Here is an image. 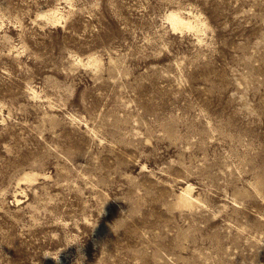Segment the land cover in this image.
<instances>
[{
  "label": "rangeland",
  "instance_id": "rangeland-1",
  "mask_svg": "<svg viewBox=\"0 0 264 264\" xmlns=\"http://www.w3.org/2000/svg\"><path fill=\"white\" fill-rule=\"evenodd\" d=\"M0 264H264V0H0Z\"/></svg>",
  "mask_w": 264,
  "mask_h": 264
},
{
  "label": "bare ground",
  "instance_id": "bare-ground-1",
  "mask_svg": "<svg viewBox=\"0 0 264 264\" xmlns=\"http://www.w3.org/2000/svg\"><path fill=\"white\" fill-rule=\"evenodd\" d=\"M59 14L56 11H53L52 13L48 14L47 17L52 20V21H58L59 19ZM168 19L171 21L172 25L175 27V29L178 28H183V27H193L192 26V21L189 19L185 18L181 14L172 11L168 16ZM92 61H89V63ZM93 63L97 65L99 61L97 59H94ZM36 173L34 172H26L25 175L23 176L22 180L25 181H34L36 179ZM21 191V190H20ZM192 185L190 183H187L181 190L180 194L178 195V205L183 206V207H192L195 205L197 198L196 196L192 193ZM24 192V191H23ZM17 195V194H16ZM15 195V200L17 203H22L21 199H19Z\"/></svg>",
  "mask_w": 264,
  "mask_h": 264
}]
</instances>
